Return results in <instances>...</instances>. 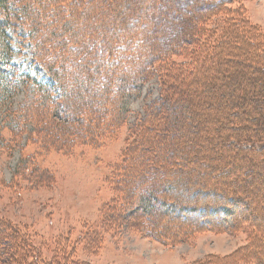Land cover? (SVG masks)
Wrapping results in <instances>:
<instances>
[{"label": "trees", "instance_id": "1", "mask_svg": "<svg viewBox=\"0 0 264 264\" xmlns=\"http://www.w3.org/2000/svg\"><path fill=\"white\" fill-rule=\"evenodd\" d=\"M107 1L0 0V9L7 14L0 18V27L22 25L28 29L32 56L62 91L57 97L65 99L64 118L58 127L63 128L59 133L63 141H58L59 145L72 147L77 141L95 145L104 136L101 130L109 126L105 121L120 94L130 90L129 76L158 74L159 97L131 128L135 138L122 150L111 183L115 196L109 204L120 197L132 202L134 196L149 192L153 201L144 214L150 218L148 230L152 232L156 226L152 224L153 215L162 212L159 199L181 207L185 204L182 200L195 201L194 187L217 186L228 192L248 187L254 189L249 192L253 201V194L264 189V181L257 182L258 172L264 175V155H260L264 152V33L244 16L238 0L200 2L186 19L176 13L181 12L186 0H171L177 8L174 12L152 5L144 19L130 23L133 29L128 20L119 17L111 18L117 20L116 24L105 20L110 8ZM113 2L130 12L141 11L133 0ZM171 17L179 20L175 21L179 22L177 28L167 29V35L160 38L163 34H157L166 30ZM62 18H66L63 23ZM118 84L120 89L116 88ZM179 102L183 109H178ZM174 117L179 121L173 123ZM256 118H261V129L252 125ZM233 123L238 124L236 129ZM185 126L186 134L182 132ZM258 133L263 134L260 139ZM220 148L227 153L220 156ZM250 172L258 174L254 177ZM218 199L223 202L216 206L212 205L215 202L206 205L198 199L206 209L202 210L206 221L188 223V229L217 230L222 224L214 217H218L220 206L231 209L233 220L239 218L230 206L232 198L221 194ZM135 219L141 221L142 215ZM251 223V235L256 242L262 241L258 223ZM140 226L145 228L146 223ZM169 232V228L160 226L155 234L167 239ZM15 235L0 238L11 247L0 264H23L34 248L25 237ZM20 246L28 250L21 251ZM57 261L46 258L42 262L68 264L65 256Z\"/></svg>", "mask_w": 264, "mask_h": 264}, {"label": "rangeland", "instance_id": "2", "mask_svg": "<svg viewBox=\"0 0 264 264\" xmlns=\"http://www.w3.org/2000/svg\"><path fill=\"white\" fill-rule=\"evenodd\" d=\"M133 1L141 11L130 12L108 0L110 8L105 20L116 24L117 20L111 18L119 17L128 20L130 26L132 21L144 19L152 5L167 8L169 12L175 9L171 0ZM203 1L206 0H186V5L180 7L181 12L175 9L176 16L186 19ZM237 2L244 8V16L250 23L264 33V0ZM6 15L0 9V18ZM66 18H62V23ZM170 20L166 30L157 34H163L160 38L167 35V29L177 28L179 22L175 21L179 20L172 19L174 23ZM27 31L22 25L0 27V238L16 234L34 246L23 264H45L42 261L46 258L58 262L64 256L68 264H73L72 260L78 261L77 264H264V189L262 193L253 194V201L249 192L254 189L244 187L228 192L217 186L194 187L195 201L182 200L186 206L178 207L174 203L167 206L166 200L159 199L158 207L162 212L153 215L152 224L156 226L151 228L152 232L148 230L150 218L144 214L153 201L149 192L134 196L132 202L120 197L116 203L109 204L115 196L111 183L122 150L135 138L131 128L144 118L149 106L159 97V75L129 76L130 90L120 94L105 121L109 126L101 130L104 136L95 145L77 141L72 147L62 148L58 141H63L59 138L63 128L58 127L64 118L65 99L57 100L62 94L60 87L52 83L46 69L32 56ZM116 88L120 89L119 84ZM251 98L249 94L248 100ZM170 109L173 114L174 107ZM178 109H183L180 102ZM179 119L174 117L173 123ZM256 119L252 125L261 129L258 124L261 118ZM236 126L238 124L233 123L232 127ZM187 131L185 126L182 132ZM258 135L260 139L263 134ZM220 149V156L227 153L224 148ZM258 173L257 182L262 184L263 171ZM237 177L234 180L237 181ZM169 188L179 189L170 185ZM219 193L233 199V204H228L240 219L233 220L231 209L220 206L218 217H214L222 224L217 230L188 229V223L199 225L206 221L202 212L205 208L199 200L204 204L215 202L212 205L216 206L220 201ZM140 215L139 223L135 218ZM253 220L261 229L258 236L263 242H256L251 235ZM143 221L145 228L140 226ZM160 226L171 231L167 239L155 234ZM1 241L0 262L11 248L4 244L5 239ZM25 249L20 246L21 251ZM58 250L59 254H54Z\"/></svg>", "mask_w": 264, "mask_h": 264}]
</instances>
